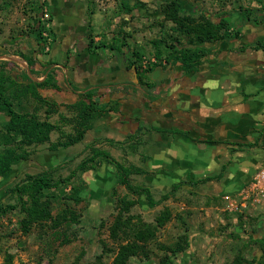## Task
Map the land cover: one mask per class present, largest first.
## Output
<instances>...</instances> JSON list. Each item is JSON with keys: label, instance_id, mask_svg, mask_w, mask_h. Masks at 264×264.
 Here are the masks:
<instances>
[{"label": "crops", "instance_id": "1", "mask_svg": "<svg viewBox=\"0 0 264 264\" xmlns=\"http://www.w3.org/2000/svg\"><path fill=\"white\" fill-rule=\"evenodd\" d=\"M164 2L0 0V62L19 84L52 74L57 88L37 91L57 103L92 90L105 110L83 140L119 141L151 194L190 192L187 219L228 245L216 264H264V201L234 212L223 198L264 166V23L240 20V38L206 43L185 70L160 43L177 35L159 25ZM42 10L50 47L34 37Z\"/></svg>", "mask_w": 264, "mask_h": 264}, {"label": "rangeland", "instance_id": "2", "mask_svg": "<svg viewBox=\"0 0 264 264\" xmlns=\"http://www.w3.org/2000/svg\"><path fill=\"white\" fill-rule=\"evenodd\" d=\"M182 1L185 4L183 15L192 12L196 21H199V15L203 12L211 17L230 14L235 24L240 27L245 24L240 22L244 20L241 15L246 13L244 10H248L251 19L264 23V20L261 21L264 0ZM192 8H195V12ZM160 13V19L163 20L159 25L169 26V22L164 19L162 6ZM54 19L59 21L57 16ZM47 21L50 24V15ZM153 22L156 24L155 17ZM45 25L46 21L41 22L40 30ZM51 29L50 24L49 35L52 39ZM51 42L52 40L49 47ZM31 105L27 106V110H30ZM4 116L0 113V134L6 121ZM57 118L54 115L51 121H56ZM56 136L57 133L52 132L51 140H55ZM95 144H99L101 149L125 165L139 163L135 159H123L119 141L110 142L102 138L88 137L86 141L62 148L55 154L47 151L46 144L37 145L29 158L15 165L8 175L0 177V204H8L13 202L8 189L25 174L57 169L61 176H67L75 170L67 187L57 193L59 198L53 200L52 212L66 206L75 213L77 219L63 224L56 234L52 233L54 230L48 220L33 224L28 232H24L20 227L22 215L17 209L8 212L0 218V264H113L126 245L133 246L136 250L128 258L127 264L217 263L216 251L228 250V245L222 241H213L215 226L207 228L201 224L190 223L187 219L186 215L190 211L186 208L191 205L192 200L190 192H174L170 199L167 193L165 199H162L165 195L162 193L132 194L117 182L114 166L102 158L89 162L91 167L84 171L76 170L78 164L90 155V148ZM130 183L138 187L148 184L142 176L136 174L130 176ZM63 192H75L82 199L77 202L63 199L61 202L64 204L60 205V194ZM148 196L156 202L155 205H148ZM194 232L197 234L192 235ZM64 239L69 241L61 243Z\"/></svg>", "mask_w": 264, "mask_h": 264}, {"label": "trees", "instance_id": "3", "mask_svg": "<svg viewBox=\"0 0 264 264\" xmlns=\"http://www.w3.org/2000/svg\"><path fill=\"white\" fill-rule=\"evenodd\" d=\"M184 6L182 0H165L163 3L164 19L173 24L177 35L171 38L170 44L165 40H160V43L171 50L173 61L179 62L185 70L195 65L204 54V49L209 48L206 43L240 38V28L230 14L211 17L207 12H203L199 15V21H196L192 12L183 15ZM194 9L192 8L195 12ZM244 11L246 13L241 15L242 19L258 23L250 18L248 10ZM263 20L264 15L261 17V21ZM34 37L39 42L42 39L39 27L34 31ZM182 38L186 43L180 42ZM156 53L159 57V52ZM147 70L149 69L146 68L145 71ZM42 87L57 88L52 74H48L38 83L19 84L11 78L6 62H0V113L8 117L0 134V177L8 175L15 165L29 158L37 145L46 144L47 151L55 154L62 148L82 141L92 124L105 110L92 90L80 94V99L74 103L62 104L42 97L37 91V88ZM29 104L32 105L30 110H27ZM54 115L58 118L51 121ZM65 127L69 129L66 130ZM52 132L57 133L55 140H51ZM98 158L114 166L117 182L124 185L127 191L136 195L150 193L147 189L130 183V176L139 173L137 167L117 161L98 146H91L90 155L78 164L76 170L84 171L90 168L88 163L95 162ZM75 172L72 170L67 176H61L57 169H52L25 174L8 189L13 202L0 204V218L17 209L22 215L20 227L24 232H28L31 225L48 220L54 230L52 233L56 234L59 227L76 219L75 213L66 206L55 213L52 212L53 200L59 198L57 193L67 187ZM148 198V205L156 204L150 196ZM165 198L167 194L162 196V199ZM63 199H73L77 202L82 196L75 192H63L60 194V205L64 204L61 202ZM67 241L69 240L64 239L61 243ZM135 251L133 246H123L113 264H127L128 258Z\"/></svg>", "mask_w": 264, "mask_h": 264}, {"label": "built area", "instance_id": "4", "mask_svg": "<svg viewBox=\"0 0 264 264\" xmlns=\"http://www.w3.org/2000/svg\"><path fill=\"white\" fill-rule=\"evenodd\" d=\"M42 22L46 21L45 28L41 30V37L46 46L50 42L49 33V14L44 10L42 11ZM226 207L230 211L241 212L250 205H255L264 201V166L259 168L253 175L249 185L243 188L235 195H224L223 196Z\"/></svg>", "mask_w": 264, "mask_h": 264}, {"label": "water", "instance_id": "5", "mask_svg": "<svg viewBox=\"0 0 264 264\" xmlns=\"http://www.w3.org/2000/svg\"><path fill=\"white\" fill-rule=\"evenodd\" d=\"M1 47V46H0Z\"/></svg>", "mask_w": 264, "mask_h": 264}]
</instances>
